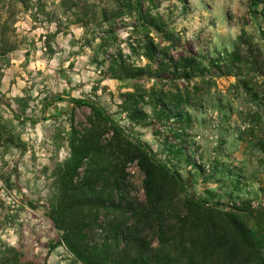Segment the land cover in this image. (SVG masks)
Instances as JSON below:
<instances>
[{"label":"rangeland","instance_id":"rangeland-1","mask_svg":"<svg viewBox=\"0 0 264 264\" xmlns=\"http://www.w3.org/2000/svg\"><path fill=\"white\" fill-rule=\"evenodd\" d=\"M107 1L89 0L87 6L98 9ZM142 7L167 22L180 37L182 49L211 58L231 51L241 35L261 49L264 43V0H142ZM58 12L52 0L31 13L20 12L17 6L15 20L9 17L4 25L13 49L0 61L2 261L73 263L74 256L48 211L51 172L68 157L71 123L79 128L90 113L88 106L71 103V98L98 104L149 144L157 158L167 154L163 142L179 144L185 154H192V164L184 159L175 163L190 194L223 204L249 202L253 214L264 219V73L256 74L246 63L240 77L220 76L213 69L190 82L118 80L107 71L110 54L122 50L132 62L146 61L130 53L129 45L142 38L133 27L134 18L116 19L112 37L105 40V27L91 32L92 26L83 28L72 17L50 22ZM150 36L159 41L154 33ZM133 83L173 92L178 86L191 94L190 103L184 105L191 121L178 139L173 137L174 123L137 126L126 120L119 105ZM145 109L149 112L148 106ZM126 170V190L142 199V173L135 164ZM102 237L99 229L90 233L97 243Z\"/></svg>","mask_w":264,"mask_h":264},{"label":"trees","instance_id":"trees-1","mask_svg":"<svg viewBox=\"0 0 264 264\" xmlns=\"http://www.w3.org/2000/svg\"><path fill=\"white\" fill-rule=\"evenodd\" d=\"M52 1L59 12L50 22L72 17L73 23L83 28L92 26L91 32L105 27V40L112 37L116 19L134 18L133 27L142 32V38L129 45L130 53L146 61L132 62L129 54L117 50L108 58L107 71L112 78L154 79L153 84L163 80L190 82L213 69L220 76L238 77L246 63L256 74L264 73V43L261 49L241 35L231 51L215 58L182 49L180 37L161 16L144 10L142 0H108L98 9L87 6L89 0ZM44 2L0 0V21H5L0 30L1 62L13 49L4 25L15 20L17 6L20 12L31 13L41 11ZM238 81L247 85L241 78ZM155 86L133 83L131 90L121 95L120 110L137 126L154 121L174 123L173 137L178 139L191 121L184 107L191 94L178 86L174 92ZM70 102L88 106L90 113L79 128L71 123L68 157L51 172L53 191L48 210L74 256L70 264H264V219L253 214L249 202L223 204L190 194L175 163L184 159L192 164V154L165 141L167 154L157 158L149 144L128 132L95 102L76 98ZM129 164H135L143 175L142 199L131 197L126 190ZM103 212L107 213L105 221L99 223ZM93 229L103 233L98 243L90 238ZM0 264L19 263L3 262L0 256Z\"/></svg>","mask_w":264,"mask_h":264},{"label":"water","instance_id":"water-1","mask_svg":"<svg viewBox=\"0 0 264 264\" xmlns=\"http://www.w3.org/2000/svg\"><path fill=\"white\" fill-rule=\"evenodd\" d=\"M249 209H250V207H249Z\"/></svg>","mask_w":264,"mask_h":264}]
</instances>
